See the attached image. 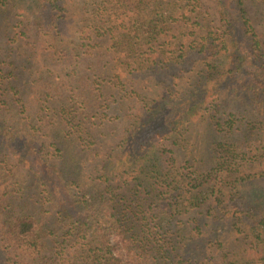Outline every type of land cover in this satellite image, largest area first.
Returning a JSON list of instances; mask_svg holds the SVG:
<instances>
[{
	"label": "trees",
	"instance_id": "16d2710c",
	"mask_svg": "<svg viewBox=\"0 0 264 264\" xmlns=\"http://www.w3.org/2000/svg\"><path fill=\"white\" fill-rule=\"evenodd\" d=\"M249 1L0 0V264H264Z\"/></svg>",
	"mask_w": 264,
	"mask_h": 264
},
{
	"label": "rangeland",
	"instance_id": "374dc122",
	"mask_svg": "<svg viewBox=\"0 0 264 264\" xmlns=\"http://www.w3.org/2000/svg\"><path fill=\"white\" fill-rule=\"evenodd\" d=\"M78 3V8H82V0H76ZM249 8H250V12L251 15L254 19V24L258 29V32L261 34V37L264 41V9L261 5V3L255 1V0H250L249 1ZM82 14L84 15V19H88L89 18V12L88 9L85 8L83 6L82 8ZM71 33V31H70ZM69 40L71 41V34L68 35ZM83 68V67H81ZM54 71V76L57 78V81L62 82V83H67L70 82L71 83V79L74 78V75L71 77V73L73 72V67L69 66V67H65V68H58V69H54L52 70ZM78 76H75V79H77ZM160 90V89H159ZM188 133L185 132L184 136H187ZM157 146L153 149H156L158 151V154H156L155 159L158 163V165H160L162 168H165L168 165V162L170 161L172 152L174 148H171L172 144L169 142V140L164 139L163 141H159L156 140L154 142ZM179 154V153H178ZM157 155H159V157L157 158ZM179 161L182 160L181 158H179ZM152 171V168H150L149 172ZM160 181H163L167 184V175H164L163 178H160ZM168 185V184H167Z\"/></svg>",
	"mask_w": 264,
	"mask_h": 264
}]
</instances>
